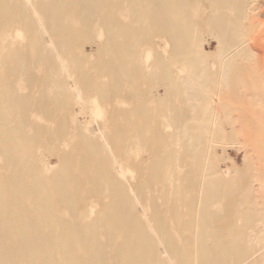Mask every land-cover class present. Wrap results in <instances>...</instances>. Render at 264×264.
<instances>
[{
	"label": "bare ground",
	"instance_id": "bare-ground-1",
	"mask_svg": "<svg viewBox=\"0 0 264 264\" xmlns=\"http://www.w3.org/2000/svg\"><path fill=\"white\" fill-rule=\"evenodd\" d=\"M258 62L264 0H0V264H264Z\"/></svg>",
	"mask_w": 264,
	"mask_h": 264
},
{
	"label": "rangeland",
	"instance_id": "rangeland-1",
	"mask_svg": "<svg viewBox=\"0 0 264 264\" xmlns=\"http://www.w3.org/2000/svg\"><path fill=\"white\" fill-rule=\"evenodd\" d=\"M252 36H253V35H252ZM251 40L253 41L254 39L251 38ZM214 46H215V44L212 42L211 39H209V45L207 46V50H213V49H214ZM255 61H257V60H255ZM250 63L252 64V61L249 62L248 66H245V65H244L245 67L243 66L244 68L241 69V73H242L243 75H245V72L243 73L242 71L246 70V68L248 67V68H247V72H246L247 74H246L245 76H247L248 73H250L249 75L252 74V76H248V77H251V78H252V77L254 76V75H253L254 72H252L251 68L254 69L255 67L253 68V66H256V65H258V64H257V62H256V65H255V62H253L254 64L251 65V66H249ZM258 63H259V62H258ZM259 64H260V63H259ZM263 65H264V64H263ZM211 66H212V65H211ZM215 68H217V67L214 65L213 67H210L209 69H210V70H211V69L214 70ZM259 68H260V69L263 68V69H262V70H259ZM257 69H258L257 71L263 73L264 67H262L261 64H260V67H258ZM236 71H239V72H240L239 69H236ZM254 71H256V70H254ZM239 72H237V73L235 72L236 75H237ZM251 72H252V73H251ZM259 72H258V73H259ZM241 73H240V74H241ZM256 73H257V72H256ZM258 73H257V75H259ZM238 75H239V74H238ZM255 75H256V74H255ZM260 76H261V77H260ZM257 77H258L259 79H262V80L264 81V79H263V78H264L263 74L261 75V73H260V75L257 76ZM140 79H141L140 76H135V78H134V80H133V84H134L135 86H137V87H139L140 85H141V86H142V85L144 86L145 84H143V82L140 81ZM252 79H254V78H252ZM252 79H251V80H252ZM255 80H256L258 83H261V82H262V80H261V82H259L256 78H255ZM233 81L236 83V79H234ZM252 81H254V80H252ZM235 83H234V84H235ZM253 83H254V82H253ZM235 85H236V84H235ZM235 85H234V86H235ZM143 86H142V87H143ZM232 87H233V86H232ZM233 88H234V91H232V93L235 92V91L237 90V91H236V94H237V93L240 91V89H239L237 86H235V87H233ZM238 89H239V91H238ZM231 90H233V89L231 88ZM240 92H241V91H240ZM240 92H239V95L241 94ZM244 95H245V94H244ZM235 97H236V99H238V101H236V99H235L234 96H233V97L230 98V99L232 100V99L234 98V100H235L236 102H235L234 100H232V101H234V103L231 102V103L233 104V106H228V105H227V106H228L229 108L231 107L230 109H232V107H235V106L237 107V105L234 106V104H237V103H238V106H239V104H241V103L243 104V103L245 102V103L243 104V113H242V114H244V116H242V118H240V119L243 120V118H246V116H247L246 121L242 122V123L244 124V129H243V131H245L244 133H246V136H248L247 138L250 139V140L248 139V141H251V143H253V142L255 143V142L257 141V139L254 138L256 141H255V140H252V139H253L252 137H253V133H255V132L257 131V130H256V129H257L256 125H258V124H256V123H257V121L259 120V117H260V116H262V118H263V115H264V114H261V113H263V112H261V110L259 111V109H258V111L260 112V114L258 113V111H257V108H258L257 105L254 104V107H257V108L255 109V108L253 107L252 103L248 101V100H250V99H248L249 97H248V98H247V96L244 97L243 94H241L240 96H237V95H236ZM242 98H243V99L245 98V99H244V102H243V99H242ZM240 99H241V100H240ZM240 102H241V103H240ZM229 103H230V102H229ZM212 104H213V105H216V106H221L218 100H216V102H213ZM232 104H231V105H232ZM242 104H241V105H242ZM205 106H206V105H204V104H198V106H197V107H198V112H197V114H194L195 116H197L196 119H197L198 123H197L196 120H194V121H196V123H194V121L191 120V122L193 121L192 123H194V124H201V123H203V122L205 121L204 118H203V117H205V111H204V110H205V108H204ZM245 106H246V107H245ZM244 107H245V109H244ZM239 108H240V107H238L237 110H236L235 108H233V110L235 109V111L238 112V111H239ZM247 108H248V109H247ZM251 108H252V109H251ZM249 109H250L251 111H250ZM240 110L242 111L241 108H240ZM244 110H246V113H247V114L244 113ZM239 112H240V111H239ZM252 112L255 113L254 116H253V113H252ZM233 113H234V111H233ZM235 114H236V113H235ZM242 114H241V115H242ZM236 115H237V114H236ZM241 115H239L238 117H241ZM256 116H257V118H256ZM253 117H255L257 120H255V118H253ZM78 121L81 122V118H78ZM239 121H240V120H239ZM186 122H187V120H186ZM189 122H190V120H189ZM254 122H256L255 125H253ZM187 123H188V122H187ZM192 123H190V124L193 125ZM240 123H241V121H240ZM260 123H261V124L264 123V118L261 119V120H259V124H260ZM188 124H189V123H188ZM260 126H261V125H259V128H260ZM253 127H256V128L253 129ZM259 128H258V129H259ZM261 128H262V127H261ZM194 129H195V128H194ZM192 130H193V128H192ZM195 130H196V129H195ZM197 130H199V129H197ZM255 130H256V131H255ZM261 131H262V129H261ZM261 131H260V132H261ZM189 132H193V131H189ZM195 132H196V131L193 132V133H194L193 138L196 139V140H198V143H199L200 146H203V145H204V140H205L204 131H197V132H196L197 134H196ZM258 132H259V131H258ZM260 132H259V133H260ZM261 134H263V132H262ZM250 135H251V136H250ZM257 135H258V134H257ZM259 136H261V135H258L257 137H259ZM254 137H256V136L254 135ZM257 137H256V138H257ZM226 140H227V139H224L223 141H226ZM258 140H260V139L258 138ZM252 141H253V142H252ZM258 142H259V141H258ZM258 142H257L256 145L258 146V149H260L259 151H260V154H261V153H262V152H261V148H259V147H262V144H261V146H259L260 143H259V145H258ZM260 142L262 143L263 141L260 140ZM254 143H253V144H254ZM254 145H255V144H254ZM256 145H255V146H256ZM253 147H254V146H253ZM256 148H257V147H256ZM256 148H255V149H256ZM49 149L51 150V145H48V146L46 147V151H47V150L50 151ZM256 150H257V149H256ZM229 152L232 153V150H229ZM262 154H264V153H262ZM262 154H261V156H262ZM53 156H54V157H53ZM42 158H44V156H42ZM262 158H263V157H262ZM55 160H56L55 155H51V156H50V161H51V162H55ZM263 161H264V160H263ZM262 164H263V163H262ZM263 166H264V165H263ZM16 264H21L19 258L17 259Z\"/></svg>",
	"mask_w": 264,
	"mask_h": 264
}]
</instances>
